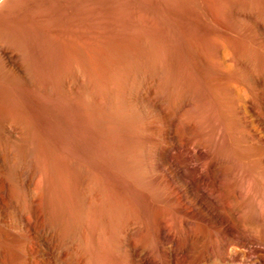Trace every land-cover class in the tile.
<instances>
[{
	"label": "rangeland",
	"instance_id": "rangeland-1",
	"mask_svg": "<svg viewBox=\"0 0 264 264\" xmlns=\"http://www.w3.org/2000/svg\"><path fill=\"white\" fill-rule=\"evenodd\" d=\"M207 1L2 0L0 4L7 5H0V43L11 49L15 55L13 63L6 67L4 65L5 68V63L0 60V154L7 160L10 156L14 157L9 162L18 170L22 167L33 168L32 157L38 151L37 155L45 161L49 159L50 153H61V156L67 159H72L73 156L77 162L71 160L70 164H59L61 171L63 168L73 170L72 168L76 167L82 169L81 172L86 176L92 174L94 168L96 171L107 166V169L114 170L108 173L109 169L107 173L112 175H108V182L112 181L111 184H114L113 186L108 183L112 187H109L110 191L112 189L111 192L116 194L121 177H125L122 182L125 187L129 185L130 188L126 187L129 190L134 189L136 183L146 179L144 177H147V174L144 173H147L145 170L150 159L157 157L153 152L156 149L155 142L160 139L158 135L166 129L165 127L168 129L166 125L169 119L176 115L179 117L175 129L179 134L180 149L185 150L194 144L210 148L219 146L223 151L227 150L225 152L228 155L230 150L221 139L215 137L217 135L214 130L217 129L214 126L219 120H225V116L217 117V113L214 114L215 104L212 99L213 95L218 96V92H221L218 91L221 86V73L217 67L213 68L200 59L205 50L208 51L201 43L207 36L205 24L212 20L220 23L222 21L223 25L229 26L231 21V27L239 32L240 23H252L254 19L264 21V0ZM165 73L167 75L163 77ZM169 76L173 79L170 80ZM162 81L171 82L167 84L168 88L175 83L178 87L184 81L186 86L190 84L192 88L188 87L186 91L181 85V89L178 88V91L174 92L175 95L169 89L174 95V104L171 102L172 104L168 105L170 108L167 107L163 111L160 107V91L164 86ZM185 99L189 100V103L185 102ZM215 116L219 120L216 121ZM20 117L24 119L21 120ZM4 123L15 126L18 134L9 136ZM187 145L189 146L185 147ZM52 150H55L54 153ZM227 159L223 179L226 183H231L232 187L240 186L242 191L240 198H231V206L241 217L259 215L260 229L257 227V231L264 238V199L261 194L263 185L261 186L252 175L251 168L243 166L239 160L237 163V158L233 161L231 155H228ZM13 161L15 162L12 163ZM120 163L122 165H119ZM71 164L76 165L72 167ZM108 165L111 166L108 168ZM120 168L123 173H116L122 172L116 170ZM45 170L49 172L46 168ZM124 170L128 173L124 174ZM119 175L121 176L118 178ZM112 177L117 179L118 183L114 179L111 180ZM124 179L126 180L123 181ZM144 181L138 184L142 185ZM100 182L103 185V181ZM55 193L59 196V191ZM96 204L95 208L98 209L99 203ZM111 206L108 213L112 217L111 227L115 228L121 215L117 212L116 201L112 200ZM123 207L126 209L123 208L124 211L129 212L127 205L124 204ZM120 218L122 219L118 227L128 223L122 216ZM122 220L124 223H121ZM2 234L3 231H0L1 237ZM1 239V257L3 262L8 264V246ZM256 241V245H263L262 241ZM210 246L214 248V243ZM99 252H96L98 257Z\"/></svg>",
	"mask_w": 264,
	"mask_h": 264
},
{
	"label": "bare ground",
	"instance_id": "bare-ground-1",
	"mask_svg": "<svg viewBox=\"0 0 264 264\" xmlns=\"http://www.w3.org/2000/svg\"><path fill=\"white\" fill-rule=\"evenodd\" d=\"M253 21V24L240 23L239 32L231 27V21L229 26L223 25L222 21L221 23L208 21L205 24L207 36L201 43L204 49L209 51L210 47L211 50L209 52L205 50L200 59L213 68L217 67L221 73L220 90L216 88L221 91L218 92L220 96L213 95L212 103L215 104L214 114L225 116L223 117L225 120H219L218 116H215L216 121L217 119L224 121L223 123L218 121V125L214 123V127L217 128L214 129L217 135L215 137L221 139L228 147L232 153L229 152L228 155H231L233 161L237 158V163L239 160L243 166L251 168L252 175L261 186L263 185L261 194L264 199V21L262 19ZM14 55L11 49L0 43V60L5 63L3 67L13 63ZM164 67L166 69V65ZM163 75L166 77L167 74ZM171 78L172 76L170 80ZM168 82H164L160 91L162 110H166L168 105L173 103V96L178 88L181 89V85L186 91L191 87L190 84L186 86L184 81L179 84L180 87L174 82L175 84L168 88L171 83ZM187 99L184 101L188 102ZM178 119V116L173 115L168 125L165 124L168 129L165 127L166 129L158 135L160 139L154 141L157 153L154 149L153 153L157 154V157L150 159V163L148 161L147 169L143 167L147 172H143L147 174V177H144L146 179H143L144 184H138L143 180H137L140 182L136 183L134 179L135 185L133 180L131 181L135 186L133 189L130 182L134 191L129 190L128 184L126 187L129 188L125 187L122 182L125 177H121L118 183L114 176L111 180L114 179L119 184L118 191L116 194L112 193V189V192L110 191L112 187L108 183L111 184L112 181L108 182V178L112 175L108 173L113 170L109 168L111 165H108L109 172L105 166L106 168L102 167L96 171L94 168L92 174L84 176L82 169L72 168L76 164L74 166L71 164L70 168L73 170L64 169L63 166V171L60 170L59 164L64 165L71 160L73 162V156L72 159H67L61 156V153L59 155L50 153L49 159L47 157L48 160L45 161L37 155L38 151L33 153V168L22 167L18 170L9 162L10 159L13 160V156L7 160L0 154V231H3L0 238L8 246V264H264V238L257 231L261 217L255 214L241 217L231 206L232 199L240 198L242 191L240 186L232 187L231 183L228 184L223 179L228 158L225 152L227 150L223 151L218 148L219 146L210 148L201 144L193 146L191 144L192 147L187 145L185 147L188 148L185 150L180 149L179 134L175 129ZM3 126L9 136L16 135L15 126L10 123H4ZM29 155L32 156L30 153ZM120 169L116 170L122 171ZM126 171L124 170V174L128 173ZM116 173L122 174L123 171ZM100 180L103 181V185L100 184ZM127 181L129 183L130 180ZM55 190L59 191L57 193L59 196ZM96 199L99 205L96 204ZM112 200L116 201L119 207H116L117 212L125 222H128L124 223L122 220L124 226L118 227L122 219L120 216L117 225L115 224L116 229L111 227L112 217L108 213ZM95 204L98 205V209L95 208ZM124 204L130 209L129 212L124 211L126 210ZM256 240L262 241L263 245H256ZM212 243L214 248L210 246ZM1 250L0 264H5ZM98 251L101 252L100 257L96 255Z\"/></svg>",
	"mask_w": 264,
	"mask_h": 264
}]
</instances>
